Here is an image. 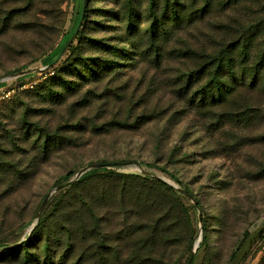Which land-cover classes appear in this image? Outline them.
<instances>
[{
	"label": "rangeland",
	"instance_id": "rangeland-1",
	"mask_svg": "<svg viewBox=\"0 0 264 264\" xmlns=\"http://www.w3.org/2000/svg\"><path fill=\"white\" fill-rule=\"evenodd\" d=\"M84 5L0 0V264H187L200 239L192 264H230L264 233V0H87L59 57ZM209 52L231 66L221 100ZM263 259L264 236L242 264Z\"/></svg>",
	"mask_w": 264,
	"mask_h": 264
},
{
	"label": "trees",
	"instance_id": "trees-1",
	"mask_svg": "<svg viewBox=\"0 0 264 264\" xmlns=\"http://www.w3.org/2000/svg\"><path fill=\"white\" fill-rule=\"evenodd\" d=\"M196 1V0H195ZM87 7H88V5H86V11H87ZM174 13V15L175 16H177V14H176V12L174 11L173 12ZM194 16H197V14L196 13H192ZM158 19V18H157ZM193 19V18H192ZM166 22L168 23V21L167 20H164V22H161V21H159L158 22V24H155L154 25V27L153 28H151L150 29V34L148 35V37H149V41H151V44L152 45H154V46H158V44L159 43H161V41H163L164 39V35H165V31L168 29V27H170L171 26V24H167L166 25ZM83 26V25H82ZM81 26V27H82ZM162 26H164V27H162ZM79 31H80V29H79ZM79 31H78V34H79ZM78 34H77V36H78ZM73 35V34H72ZM71 35V36H72ZM71 36L69 37V39L67 40V42L65 43V45L68 43V41L71 39ZM170 37V36H169ZM168 37V38H169ZM167 38V39H168ZM166 39V38H165ZM76 40H77V37H76ZM75 40V41H76ZM74 41V42H75ZM74 42L70 45V47L67 49V50H69L72 46H73V44H74ZM64 45V46H65ZM115 49L117 50L116 51V53L115 52H113V51H111L112 53H113V55L114 56H116L117 58H121V54H122V52H123V50L124 49H122V50H120L118 47H115ZM66 50V51H67ZM65 51V52H66ZM64 52V53H65ZM110 52V51H109ZM110 52V53H111ZM63 53V54H64ZM62 54V55H63ZM61 54H60V56L59 57H61L62 56ZM58 57V58H59ZM58 58H56V60L58 59ZM55 60V61H56ZM231 66H230V64H229V60H227L223 55H221V54H219V53H217V52H209V54H207L206 55V59H205V62H203V63H201V64H199L196 68H198L199 70L198 71H200L202 74H209V73H207V72H210V74L209 75H211V79H213V82L212 81H210V83H208V87L210 88L209 89V91H211V92H213V93H215L216 92V90H217V93L215 94V95H213V97L211 98L213 101L214 100H221V99H223L222 97H224L225 95H224V93H225V90H223V87H222V85L220 84V80H222V79H220V78H218L217 76H214L213 74H214V72L216 71V73H219L220 71L222 72L224 69H227V68H230ZM211 69V70H210ZM195 70H193V72H194ZM213 73H212V72ZM192 74V73H191ZM213 75V76H212ZM181 77H182V75H179V78L178 79H181ZM214 88H218V89H214ZM224 95V96H223ZM102 162H105V161H102ZM102 162H98V163H102ZM107 169V167H102V168H95V169H91V170H89V171H87V172H85L82 176H81V178L79 179V180H77V181H75V182H73L72 184H70V185H68V186H71V187H75V188H77V187H80L82 184H85V183H87V182H90L91 180H92V182H94L95 180H97V181H103V180H105V178L106 177H110V175H105V174H101V172H103V170H106ZM147 172V171H146ZM147 174V173H146ZM76 175V172L75 171H70L68 174H66V179L68 180V181H70L71 180V177H73V176H75ZM158 181H160L161 183H163V184H165V185H167L162 179H160V178H156ZM61 184V183H60ZM68 186H66V187H68ZM66 187H64V188H66ZM170 188H172V189H175V190H178V189H176V188H174L173 186H169ZM63 188V189H64ZM63 189H60V190H63ZM184 189V188H183ZM187 190V189H186ZM187 192L189 193V194H192V193H190L189 192V190H187ZM193 195V194H192ZM194 196V195H193ZM45 199V198H44ZM49 201H50V199H49ZM49 201H48V203H47V205L49 204ZM84 202V204L82 203V206H86V205H88V203L86 202V201H83ZM47 205H46V207H47ZM45 207V208H46ZM45 208H44V210H45ZM44 211L42 212V216H41V218H40V220L38 221V223H37V225L35 226V228L32 230V232L30 233V231H29V234H27L28 236H29V238H25V239H23V240H21V241H23V243L22 244H20V245H17V247H15V248H13V249H9V250H5V251H2L1 253H5V252H9V251H11V250H17V248H22V247H24L27 243H28V240H30V239H32L33 237H34V235L36 234V232L38 231V228L40 227V225L42 224V222H43V216H44ZM70 220V222L72 223V221H74V219H69ZM264 236V233H259V234H257V236H253V233L252 232H247L246 233V236H245V239L238 245V247L236 248V250L233 252V254H232V256H231V259H230V264H242L243 263V261L246 259V257H247V255H248V251H249V249H250V247L252 246V244L257 240V237H263ZM253 237H256V240L255 241H253V242H251V239L253 238ZM20 242V241H19ZM201 242V241H200ZM199 245H200V247L202 246V242L201 243H199ZM4 247V246H3ZM193 251V250H192ZM192 253V252H191ZM192 255V254H191ZM191 257V256H190ZM190 257H189V260H190ZM195 257H196V255H195ZM195 257H194V259H195ZM194 259H193V261H194ZM189 260H188V262H189ZM193 261H192V263H193ZM188 262H187V264H188ZM261 264H264V259L262 260V262H261Z\"/></svg>",
	"mask_w": 264,
	"mask_h": 264
},
{
	"label": "water",
	"instance_id": "water-1",
	"mask_svg": "<svg viewBox=\"0 0 264 264\" xmlns=\"http://www.w3.org/2000/svg\"><path fill=\"white\" fill-rule=\"evenodd\" d=\"M86 5H87V0H85V5H84L83 11H82V19H81V22L79 23L76 32L71 36V39H70V40L68 41V43L63 47V49H62V51H61V55H62V54H63V53H64V52L70 47V45L76 40V37H77L78 31H79V29L81 28V26H82V24H83V22H84V20H85V17H86V16H85V13H86ZM115 164H119V163H116V162H102V163H92V164H88L87 166H85V167L82 168L81 172L78 174V176H77L76 178L71 179L70 181H67V182H65V183H61V184H59L58 186H56L55 191H59L60 189H63L64 187H66V186L72 184L73 182L79 180V179L81 178V176H82L85 172H87V171H89V170H91V169L102 168V167H108V166H112V165H115ZM176 188L179 189V191H181L182 193H184V194L187 195L188 197H191V196H192L191 194H189V193L187 192L186 189H183V188H181V187H177V186H176ZM51 196H52V193L48 194V195L45 197V199L43 200L42 204L40 205L39 210H38V212H37V222H36V224H34V225L30 228V233L32 232V230L35 228V226L37 225L38 221L40 220V218H41V216H42V212H43L44 208L46 207V205H47L49 199L51 198ZM195 201H196V200H195ZM200 240H201V239H200ZM200 240L197 241L196 246H195V249H193V251H192V253H191L192 255H191V257H190V260H189L188 264H192V261H193L195 255H196L195 252H196L197 247L199 246ZM22 243H23V241H20V242H18V243L15 244V245L4 246V247L1 248V252H2V251H5V250L13 249V248L17 247V245H20V244H22Z\"/></svg>",
	"mask_w": 264,
	"mask_h": 264
}]
</instances>
